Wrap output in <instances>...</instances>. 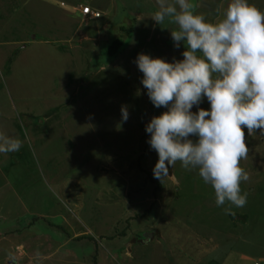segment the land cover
<instances>
[{"label":"rangeland","instance_id":"obj_1","mask_svg":"<svg viewBox=\"0 0 264 264\" xmlns=\"http://www.w3.org/2000/svg\"><path fill=\"white\" fill-rule=\"evenodd\" d=\"M198 1L191 0L196 6ZM76 2L82 6L93 0H0V132L23 142L18 152L0 154V264H10V252L17 264H190V253L201 258L207 252L208 264L227 255L225 264H264V134L247 135L245 129L249 151L240 166L249 180L241 187L257 207L249 213L232 208V220L243 224L239 233L173 215L170 201L183 182L191 188L177 197L190 198L183 196L186 191L200 196L196 208L205 210L201 215L210 226L224 213L196 170L178 162L163 180L153 176L158 154L145 127L166 109L152 104L141 83L143 73L132 67L134 54H127L136 49L169 62L182 59L169 30L174 25L152 19L158 0H107L109 7L98 0L104 15L96 19L73 12ZM249 3L264 12V0ZM26 10L33 11L32 17ZM132 26L129 36L126 29ZM117 38L124 44L118 57L126 60L113 62L107 47ZM132 74L140 75L137 86L128 77ZM76 76L83 89L68 98L65 92L78 82ZM88 82L95 85L91 91ZM122 106L129 112L126 122ZM199 107L210 109V104L205 98ZM140 167L148 170L149 180ZM154 181L163 184L158 199L165 207L153 206L119 236L126 228L121 218L150 207ZM76 230L85 236L73 238ZM128 239L135 244L131 256ZM147 241L153 246H144ZM17 245L27 258H18Z\"/></svg>","mask_w":264,"mask_h":264},{"label":"clouds","instance_id":"obj_2","mask_svg":"<svg viewBox=\"0 0 264 264\" xmlns=\"http://www.w3.org/2000/svg\"><path fill=\"white\" fill-rule=\"evenodd\" d=\"M158 5L152 19L174 25L165 28L174 47L183 44L184 51L171 62L145 53L135 61L150 101L166 109L145 127L158 154L153 176L163 180L178 162L196 170L213 188L217 207L234 215L232 208L244 207L248 196L241 189L249 180L240 166L249 151L245 129L247 135L264 134V12L249 0H230L222 16L218 10L200 11L191 0ZM205 98L210 109L199 107ZM128 118L122 106L121 119ZM22 143L0 132V154L18 152ZM8 259L17 264L13 253Z\"/></svg>","mask_w":264,"mask_h":264},{"label":"crops","instance_id":"obj_3","mask_svg":"<svg viewBox=\"0 0 264 264\" xmlns=\"http://www.w3.org/2000/svg\"><path fill=\"white\" fill-rule=\"evenodd\" d=\"M4 1H7V0H4ZM97 1L98 0H93V5L91 4V6H92V8L94 9V10H97V11H100L101 12V14L103 13L100 9H98V8H101V6L102 5H97ZM230 0H215V3H212V0H199L198 1V4H197V9H199L200 11H207L208 9H213V15H215V11L216 10H218V12H219V14H220V16H222V14H223V12L221 13V11H225V9L227 8V5H228V2H229ZM61 3L62 4H64V1H61ZM226 3H227V5H226ZM105 4H106V6H108V4H107V0H105ZM109 7V6H108ZM0 9H1V6H0ZM108 9V8H107ZM72 11L73 12H80L81 13V3H78V2H76V3H74V4H72ZM26 12L28 13V15L30 16V17H32V14H33V11L32 10H26ZM81 15H82V13H81ZM103 15H104V13L102 14V17H103ZM83 16V15H82ZM83 18H85L84 16H83ZM209 18H212V17H209ZM216 18L217 19H219L220 17L219 16H216ZM96 19V18H95ZM92 21H96V20H92ZM122 28V27H121ZM86 37H88L87 35H86ZM89 39H92L93 41H95V40H98V37H96V36H89L88 37ZM162 38V37H161ZM20 42L21 43H26V40H20ZM10 43V42H9ZM54 46H56V45H54ZM74 46H76V45H74ZM74 46H73V48H74ZM180 47L182 48V51H184V49H183V45L181 44L180 45ZM135 50L136 49H133L132 51H130L128 54H127V57L129 58V56L130 55H133L134 57H133V59H132V61H131V64H132V67L133 68H138V66H137V64L135 63V61H136V58H137V56H138V54H140V53H142V52H140V53H136L135 52ZM141 51H144L143 50V48L141 49ZM60 52H66V50H60ZM122 54V53H121ZM154 55V54H153ZM183 58V57H182ZM122 59V61H124V60H126L125 58H124V56L122 55L121 57H118L116 60L114 59L113 60V62L114 61H116V62H118V61H120ZM112 62V63H113ZM125 65H128L127 64V62H125ZM88 67V66H87ZM87 69V68H86ZM127 69V68H126ZM128 70H129V68H128ZM76 73H78V71H76ZM81 74H84V72L82 71V72H80ZM139 73H140V70H139ZM138 73V74H139ZM136 76H138V75H135L134 76V74H132V75H129L128 77H133V78H131V81H134L135 82V85L137 86V83H138V79H140L139 78V76L136 78ZM76 80L78 81L77 83H75V84H73V87H72V90L71 91H69V92H65L67 95H68V98H70L75 92H79V91H81V89H83L82 87H83V85L82 84H80V77H78V76H76ZM92 83V82H91ZM90 82H88L87 84H88V86L86 85V88H88V90L89 91H91V88L90 87H92V88H95V85L92 83L91 84ZM74 87H76V88H74ZM135 88H137V87H135ZM76 93V94H77ZM75 94V95H76ZM76 109H77V106H76ZM51 116V115H50ZM48 115L46 116V118L48 119ZM5 125H6V123L7 124H9V119H6L5 118ZM144 121V120H143ZM7 126V125H6ZM143 127H144V124H143V126H141V128H140V131H142V133H143V131H144V129H143ZM36 128L35 127H33V130H35ZM31 133H32V130H31ZM139 133L140 132H138L137 134H136V136H137V138H139L140 137V135H139ZM122 143H120V145H121ZM188 178V177H187ZM203 183V182H202ZM189 183H185V182H183V183H181V185L180 186H177V188L179 187V190L177 189V195L178 196H181V192L185 189V190H189L191 187H190V185L191 184H189ZM205 184V183H204ZM241 189H242V192H246L245 190H244V188H242L241 187ZM187 193H185L183 196H187L188 194H190V195H188V196H191L190 198H187V199H182V201L180 200V197L178 198L177 197V195H176V197H174L173 199L171 198V201H170V211L172 212V214L173 215H175V216H178V217H182V218H184L185 220L187 219V220H189L190 219V221H196L197 223H196V226L198 225V226H201V227H204V228H208V227H210L211 229H216V230H220V231H232V233L233 234H235L236 232H238L239 233V231H240V226H242L243 224L242 223H240V221H234V220H232V215H226V214H224V213H222L221 214V216H223L222 217V220H220V219H217V218H215V221H213V220H211L212 221V226H210L209 225V222H210V220L208 219V218H205V217H203L201 214H202V212H204L203 214L205 215V210L204 209H201L199 212H198V210H197V208H196V200H195V197H197V198H200V196H198V195H196V194H194V193H192L191 191H186ZM248 194V193H247ZM149 200V197L146 195V197L144 198V200ZM256 200L253 198V197H250V195L248 194V196H247V203H246V205L244 206V207H241L242 208V210H244L245 208L247 209L246 211H243V213H246V212H250L252 209H254L255 207H257V203L255 202ZM157 208H159V209H163L164 207H165V204H161V202H160V200L157 198V200H156V205H155ZM236 209H241V208H237V207H235ZM133 214V213H132ZM135 214V213H134ZM209 221V222H208ZM203 224V225H202ZM248 224V223H247ZM204 228H201V229H199L198 230V232L199 231H201V230H204ZM87 229V231H89L90 229L89 228H86ZM158 231H160V229H158ZM197 232V233H198ZM84 234H86V232L85 231H82V232H79V230H76V231H74V233H73V235H72V237L73 238H78V237H84L85 235ZM76 235H77V237H76ZM82 235V236H81ZM154 238L153 237H151L150 238V240L152 241ZM128 242L130 243V244H128V254L131 256V254H132V249H133V246L135 245V244H133V239H128ZM147 243H148V245H146V243H143L144 244V246H150V247H152L153 246V244L150 242V241H147ZM196 246V245H195ZM125 247V248H126ZM202 247V246H201ZM16 250H18V258H23V259H25V257L27 258L28 256H27V251H25L24 250V248L21 246V245H17L16 247ZM132 248V249H131ZM196 248V247H195ZM197 248H198V246H197ZM150 252H152V251H150ZM99 253H104V252H98V254ZM203 253V249L201 250V254ZM242 254V253H241ZM210 254L207 252L206 254H205V256L204 257H193V255H191V253L188 255V256H186V257H188V261L189 262H191V263H193L194 262V260H195V264H208V262L209 261H212V260H210ZM247 256H249V255H246V254H244V255H242V258H245V257H247ZM46 257V256H45ZM7 258H8V256H7ZM249 258V257H248ZM34 258L33 257H30V259L29 260H33ZM228 259V255L227 256H225L224 258H222L221 259V261L220 262H218V263H216V264H225V261ZM172 263H173V260L171 261ZM256 262H258V261H255L254 262V264L256 263ZM190 263V264H191ZM259 263V262H258Z\"/></svg>","mask_w":264,"mask_h":264},{"label":"trees","instance_id":"obj_4","mask_svg":"<svg viewBox=\"0 0 264 264\" xmlns=\"http://www.w3.org/2000/svg\"><path fill=\"white\" fill-rule=\"evenodd\" d=\"M133 30H134L133 26L130 27L129 29H126V31L128 32L129 36H131V33L133 32ZM123 46H124L123 40H121L120 38H117V39L113 40L112 42H110L108 44V47H107L109 57L111 59L117 58L120 55ZM140 168L146 174L145 180H149V178H151V177H150V173L148 172V170L144 169L143 167H140ZM154 184H155V186H154V188L152 190V202H151L150 207H148L147 209L141 211L140 213L127 214L126 216H128V217L126 218V220H124L125 217L121 218L120 220H122L123 224L124 223L126 224V228L123 231L119 232V236H125V234L127 233L126 232L127 231V226H129V223H130L131 220H133L135 218H144L147 215V213H150V211L152 210L153 206L156 205V200L158 198V193H159V190L163 188V184L161 182H157V181H154ZM118 223H120V226H121V222H118ZM78 238H82V237H78ZM78 238H76V239H78Z\"/></svg>","mask_w":264,"mask_h":264},{"label":"built area","instance_id":"obj_5","mask_svg":"<svg viewBox=\"0 0 264 264\" xmlns=\"http://www.w3.org/2000/svg\"><path fill=\"white\" fill-rule=\"evenodd\" d=\"M81 13L84 17L89 19L99 18L102 15L100 11L94 10L91 4H82ZM255 264L259 263L256 262Z\"/></svg>","mask_w":264,"mask_h":264}]
</instances>
